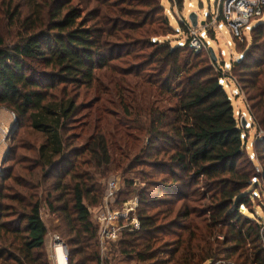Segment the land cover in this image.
Wrapping results in <instances>:
<instances>
[{
	"label": "trees",
	"instance_id": "obj_1",
	"mask_svg": "<svg viewBox=\"0 0 264 264\" xmlns=\"http://www.w3.org/2000/svg\"><path fill=\"white\" fill-rule=\"evenodd\" d=\"M29 1L27 7L0 1V109L16 116L3 161L13 164L0 174V264H52L44 204L64 224L58 236L69 264H102L89 207L106 193L99 176L128 160L115 140L130 138L126 129L145 137L142 154L167 177L144 179L141 228L114 243L115 253L137 264H215L223 257L264 264V219L254 208L263 195L264 136L257 134L253 146L261 168L222 82L225 62L195 54L188 39L182 43L187 25L175 28L162 0ZM263 18L252 20L250 44L235 39L241 57L227 72L245 91L258 133H264ZM104 68L119 70L124 84V75L140 76L141 93L126 96L115 79L104 81L98 73ZM83 88L115 99L104 103L117 112L97 109L91 134L77 145L92 123L77 117L103 101L80 105ZM31 135L42 139L38 146L28 144Z\"/></svg>",
	"mask_w": 264,
	"mask_h": 264
},
{
	"label": "rangeland",
	"instance_id": "obj_2",
	"mask_svg": "<svg viewBox=\"0 0 264 264\" xmlns=\"http://www.w3.org/2000/svg\"><path fill=\"white\" fill-rule=\"evenodd\" d=\"M4 1L5 3L10 2V0H4ZM29 2H30L29 0H13L14 5L17 4V5H22L25 7L29 5ZM162 3L165 6L166 13L171 21V24L177 29H181L180 26L182 24V20L184 19L189 20V17L192 13H196L198 15L199 27L196 29L198 30V33L200 32L211 43V48L214 50L220 66L222 65V62L224 61L227 64V66L229 65L231 68L233 63L236 60L240 59L241 51L238 50L239 43L237 40H235L236 38L233 37L228 26L223 21H219L215 23V19H213L212 12L215 6L212 0H182L181 3H180V0H173V1L162 0ZM211 3L213 4V8H212ZM203 22L205 23L204 25H202ZM254 25H256V22L251 23L250 26H248L245 31L246 37L248 39V42H246L247 44L251 43L249 32ZM212 31L215 32L214 35ZM182 34L180 35V37H182L181 42L185 43V41H187L188 34H183V35ZM167 39H172L173 45H176L178 43L175 41V36H169ZM244 39L242 40L243 42H245ZM156 41H159V42L164 41V38L156 39ZM230 41L232 43V46H228V42ZM221 52H225V56H222ZM126 59H131V57L126 58ZM120 63L115 64L116 66L118 65L117 66L118 69L124 67V65ZM114 68L112 69V71L108 70L107 68H104L100 70L98 73H102L103 79L106 82L108 81L109 78L112 77L113 79L117 81V83H120V86L123 87L124 93L126 94V96H129L130 94H133V93H137L139 95L142 91L141 89L142 83H141V80L139 79L140 76H137L136 74H132V75L126 74L124 75V78H125V81H127V83L124 84L122 82H118L121 79L119 76L121 72H119V70L117 71L114 70ZM225 71H228V70H225ZM223 84L225 85L226 90L230 98L232 99L235 114L237 118L239 119V121L241 122L242 118L244 117L248 120V124H247L248 131L246 133V136H247L246 138H248V146H249L248 148H249L250 153L252 155H255L253 146L256 141L258 130L254 126V120L250 114V109L247 103V96L245 94V91H242V88L239 87L237 82H235V78L233 82L232 79H229L228 77V81L226 82L224 81ZM106 86L108 85L106 84ZM108 87L110 89H114L113 88L114 85H112V88H111V85H109ZM79 93H80V99L78 103L80 105H86L85 107H89V105H91L93 101H96L97 97L103 98V101L97 104H94L92 109H85L81 111V114L77 117V119H79L82 123L84 122V120L88 122L92 121V123L90 122L91 125L87 128V130L81 134L82 137L80 141L77 143V145H82L86 141V139L89 137V134H91L92 128L95 125V116L97 115L95 111L99 108L103 110V106L108 110V112H111V111L117 112V110H114L111 104L104 103V101L107 99L108 101H112V103H115V99H113L112 97H109L107 94L105 95L103 93H96L94 90H87L86 88H83ZM134 97H135L134 95H131L132 99H134ZM88 113H91L92 115L91 119L85 118V116ZM11 114H12L11 118L13 119L14 113L11 112ZM107 116L108 115H105V117ZM8 129L10 130V127H7L5 125H0V138L2 142L8 145V147H11L13 145V138H11V135H9V137L4 140V135H3V131H6ZM123 132L127 133L128 135H131L130 138L122 139V136H117L115 140L118 142L119 148H121L124 152H129V157H127L128 160L125 161V164L122 166L121 169L117 168L116 166H113L112 168H110V170H108L107 172H104L105 174H101L102 176H99V179H100L101 187L103 189L104 187H106L105 188L106 190H107V185L109 183H111L112 181H116L118 185V189H119L118 195L120 194L117 202L119 201L121 202L125 199V203L128 202V204H130V203H133L132 199L138 196V193L140 192V190L146 187L147 180H144L146 177L148 179L149 178H152L153 180L156 179L155 181H162L163 179H165V177H167V175L166 174L156 175L155 168H152L153 166L152 160H146L145 155L142 154L141 152L142 149L143 148L147 149L146 147L147 144H145L146 143L145 137H141L139 132L133 129L132 130L126 129ZM41 141L42 139L39 138V136L37 135H31L30 137H28V144L30 145L38 146L41 143ZM20 155H21V152H19L18 157ZM25 155H27L26 152H25ZM7 156L8 155L5 156L4 160L5 159L7 160L9 158ZM140 158L143 159L144 161L142 163H146L148 166L142 165L140 162ZM253 158H254L255 164L258 167L262 168L263 162H260L256 158V155ZM135 162L137 163L134 164ZM12 164L13 162L7 163V161L6 162L0 161V168H1L0 174L3 173L4 170L7 169ZM150 165L152 166L150 167ZM169 181L172 182L173 179L169 178ZM51 182L52 181H50V184ZM261 191L263 195L258 197L259 199L256 201V205L254 206V208H255L257 216L264 219V210L261 207V204H264V182H262ZM128 192H130V194H126ZM104 198L98 206L89 207V209L92 210L91 217L93 221H94L93 213H95V211H97L98 208L103 205ZM258 203L260 204V206H258ZM123 204L124 203H118V204H115L114 206L116 208H122ZM49 213L50 212H49L48 206L44 204L43 209H42V218L48 229V235L46 237L45 252L47 256L49 257L50 261L52 260L51 263L53 264L54 263L53 259L55 255V249H54L55 240L53 237L54 235H58V232L60 233V229L64 228V224H61V221L59 222V220L57 219L58 216H54L53 214L50 215ZM245 213L247 215H251V217H254L248 211H246ZM124 236L125 235L118 236L116 241L114 240V241L107 243L105 247L106 252L102 260L104 264H137V262L134 259H126L121 254L117 252L115 253L114 243L122 239ZM100 256H101V252H100ZM162 258L167 259L168 257L165 254H161L160 259ZM215 264H235V262L231 259H227L223 257L221 258L220 261H218Z\"/></svg>",
	"mask_w": 264,
	"mask_h": 264
},
{
	"label": "built area",
	"instance_id": "obj_3",
	"mask_svg": "<svg viewBox=\"0 0 264 264\" xmlns=\"http://www.w3.org/2000/svg\"><path fill=\"white\" fill-rule=\"evenodd\" d=\"M214 3L213 19L215 23L220 20L225 22L228 26L233 37L238 40H243L246 37V29L250 26L251 22L255 18H261L264 16V0H212ZM215 10V11H214ZM214 21V20H213ZM187 25L189 30L188 34V46L195 54L208 53L210 55L211 43L204 37L196 28H193L189 20H182ZM214 25V24H212ZM228 46H232L231 41L228 42ZM222 56H225V52H221ZM218 61V59H217ZM230 66L225 63L224 76L222 82L228 81V71ZM14 121H16L15 114L13 115ZM10 130L3 131L4 140L9 137ZM257 137H263L264 133L259 132ZM1 170V168H0ZM119 193L118 185L116 181H112L107 185L106 195L103 201V205L93 213L94 222L98 226L99 230V242L101 261L105 255V247L108 242L116 241L118 236L128 235L138 232L141 228L140 221L137 217V209L139 206V197H134L133 203H124L122 208H116L117 195ZM90 213L92 212L89 209ZM54 249L55 255L53 264H60L57 249L59 247L65 250V263L69 264V250L67 245L60 239L58 235H54ZM52 261V260H51ZM102 264L103 261H102Z\"/></svg>",
	"mask_w": 264,
	"mask_h": 264
},
{
	"label": "crops",
	"instance_id": "obj_4",
	"mask_svg": "<svg viewBox=\"0 0 264 264\" xmlns=\"http://www.w3.org/2000/svg\"><path fill=\"white\" fill-rule=\"evenodd\" d=\"M11 115V112L5 109H0V125H5L7 127H10L11 129L14 125V120L11 118ZM8 151V145L2 142L0 138V161H4V158L7 155Z\"/></svg>",
	"mask_w": 264,
	"mask_h": 264
},
{
	"label": "water",
	"instance_id": "obj_5",
	"mask_svg": "<svg viewBox=\"0 0 264 264\" xmlns=\"http://www.w3.org/2000/svg\"><path fill=\"white\" fill-rule=\"evenodd\" d=\"M189 21H190V23H191V25H192L193 28H198L199 27V24H198V15L196 13H192L190 15ZM204 24L205 23L203 22L202 25H204ZM210 55L212 57L213 62L216 63L217 62V57H216V54H215V52H214V50L212 48L210 49ZM15 123H16V121H15ZM247 124H248V120L245 117L242 118V125H243L244 128H247Z\"/></svg>",
	"mask_w": 264,
	"mask_h": 264
},
{
	"label": "bare ground",
	"instance_id": "obj_6",
	"mask_svg": "<svg viewBox=\"0 0 264 264\" xmlns=\"http://www.w3.org/2000/svg\"><path fill=\"white\" fill-rule=\"evenodd\" d=\"M57 256H58L60 264H64L65 263V256H66L64 248L59 247L57 249Z\"/></svg>",
	"mask_w": 264,
	"mask_h": 264
}]
</instances>
